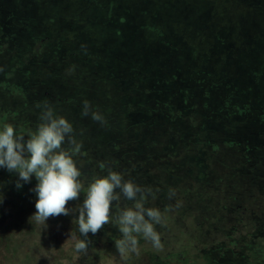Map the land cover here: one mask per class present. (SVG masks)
<instances>
[{
	"label": "rangeland",
	"instance_id": "obj_1",
	"mask_svg": "<svg viewBox=\"0 0 264 264\" xmlns=\"http://www.w3.org/2000/svg\"><path fill=\"white\" fill-rule=\"evenodd\" d=\"M21 1L0 0V90L17 73L36 87L14 90L16 115L3 94L0 126L27 138L47 101L82 146L131 147L126 170L141 168L152 181L137 184L159 189L146 206L162 213V247L139 239L138 253L122 254L110 222L77 253L76 214L42 229L29 219L35 179L16 189L0 169V264H243L249 249L264 260V0ZM85 101L91 112L117 107L120 123L98 127L81 115ZM82 148L73 159L86 185L103 174ZM235 240L240 250L225 251Z\"/></svg>",
	"mask_w": 264,
	"mask_h": 264
},
{
	"label": "clouds",
	"instance_id": "obj_2",
	"mask_svg": "<svg viewBox=\"0 0 264 264\" xmlns=\"http://www.w3.org/2000/svg\"><path fill=\"white\" fill-rule=\"evenodd\" d=\"M40 109L37 128L26 138L14 131V126H0V169L15 176V188L35 184L29 189L34 193L35 211L29 217L42 229L49 227L50 217L76 214L77 231L83 239H75L74 250L86 253L90 243L89 234L95 236L104 225L112 222L121 233L116 241L120 253H138L139 239L150 242L159 250L162 247L156 225L162 222L157 207L146 206L156 199L159 189L141 186L124 174L108 167L106 174L93 177L86 185L82 183L80 168L73 155L82 145L73 136V125L67 118L56 113L47 101L36 105ZM81 115L103 122L99 112H91L87 101L82 104ZM67 143L71 151L63 147ZM106 167V166H105ZM83 193L82 202L74 210L66 202L75 201ZM170 192L169 196H173ZM122 201L131 202L123 205ZM3 195L0 193V204ZM116 211L110 215V212Z\"/></svg>",
	"mask_w": 264,
	"mask_h": 264
},
{
	"label": "trees",
	"instance_id": "obj_3",
	"mask_svg": "<svg viewBox=\"0 0 264 264\" xmlns=\"http://www.w3.org/2000/svg\"><path fill=\"white\" fill-rule=\"evenodd\" d=\"M7 1V0H6ZM9 1H12V0H8ZM20 2V5H21V0H18ZM40 1V0H38ZM52 2V0H50ZM251 1V0H250ZM37 4V3H36ZM156 7V6H154ZM25 10V9H24ZM31 11L33 12V10H28L27 9V12L30 13V17L28 18V20L26 19V22L27 23H31L34 21V15L33 13H31ZM261 11V9L259 10V12ZM262 14H264V9H262V11L260 12ZM250 14V13H249ZM252 14H250L251 16ZM238 16V15H237ZM236 17V16H235ZM240 18H238L239 20ZM246 19V18H245ZM17 20V19H16ZM242 20V19H241ZM251 19H248V23L250 24ZM17 21H13L12 24H16ZM20 22H23V20H20ZM257 26L261 24V27L262 25L264 26V23L262 22H259L257 21ZM248 24V25H249ZM240 26V25H239ZM236 28V27H235ZM238 28V27H237ZM264 28V27H263ZM12 33H10L11 35ZM13 36V34H12ZM40 42H41V39H39ZM14 70H17L16 68H12ZM28 75H23V74H19L17 73L16 75L13 74L12 78L10 79H7V82L3 83V93H1V90H0V99H2L3 97V94L4 96H6L8 98L7 100V104L9 105V103L11 104L12 108H6L7 105L4 104L5 106H2L6 109V111H9L12 112L13 115H16L17 114V109L15 107L16 105V101L14 99L15 96H17V92H14V90L16 91H19V92H24V93H32V88L36 87L35 84L33 83L32 80H30L29 78L26 79V77ZM25 77V79H23ZM89 77V76H87ZM29 81V82H28ZM5 84V86H4ZM5 88V89H4ZM19 95V94H18ZM22 95V94H21ZM111 95V94H110ZM85 96V94H81V97ZM5 100V99H3ZM14 107V108H13ZM61 107V106H60ZM3 108V110H5ZM102 109V112H100L99 109H96L94 110L95 112H99L102 116H103V122H98V121H95L93 120V122L100 128H103V124L107 123V122H110V123H115V125L117 126L120 121L117 120V116H118V112H117V107L116 108H113V106L111 105L110 107H101ZM59 109V108H58ZM122 113V112H121ZM58 114V113H57ZM60 115V114H59ZM65 118H67L66 116L64 115H61ZM108 116V117H107ZM115 117V118H114ZM91 121V120H89ZM73 123V122H71ZM144 131V130H143ZM135 135V134H134ZM133 140H129V142H131ZM84 142V146H82L83 148L82 149H85L88 150L87 152V157L84 162H89L90 159L93 160V163H97V166L98 167H95L96 169H98L100 171L101 174H106V170L108 167L112 168L113 170L115 171H118V172H121L122 174H124V177L125 179H131L133 180L134 182L136 183H140V181L142 182L143 179H145V182H149L151 183V179H150V176L148 177L147 174H145V172L142 171L141 168H138L140 171L143 172L142 175H137L139 172H138V169L135 168V170H126L127 166H128V163L131 162L132 159H134V156H133V149L131 147H126L123 145L120 146V147H116V149H114L113 151L111 150H107V148H104L103 146H101V144L103 143L102 140H86V141H83ZM85 142H87V144L85 145ZM131 150V152H130ZM163 151V150H162ZM162 151L160 152V150L158 151V154H162ZM161 157H163L161 155ZM75 159H78V157H76ZM130 159V160H128ZM95 161V162H94ZM128 162V163H127ZM79 162L77 161V164ZM162 164L165 165L166 161H162L161 162ZM86 163H83V165H85ZM80 165V164H78ZM136 165H139V163H136ZM106 166V167H105ZM79 168H81V166H78ZM83 168V167H82ZM84 168L86 169V166H84ZM94 167L91 166V170L93 169ZM87 170V169H86ZM137 175V176H136ZM151 175V174H150ZM94 176V175H91V177ZM96 176V175H95ZM149 204V203H148ZM201 207V206H200ZM197 211V210H196ZM200 214L202 213H205L206 210L204 209H199L198 210ZM261 212L264 214V210H261ZM195 214H198L197 212L194 211ZM195 217V216H194ZM190 223V222H189ZM255 229L257 230V228H259V226L257 227L255 225ZM255 233V232H254ZM239 243H237V241L235 240V242H231V244L228 246L225 247V251L227 252H233V253H236L237 251L240 250L239 248ZM219 249V247H218ZM237 249V250H236ZM250 251L246 252L247 250L245 249L244 251L246 252L245 256L242 258V261H243V264H264V260L261 258V253L262 251H259L258 253L257 252H254L253 249H249ZM220 251H223L224 252V247H221V250ZM240 263V262H239ZM229 264H238L237 261L235 262L234 260L231 261Z\"/></svg>",
	"mask_w": 264,
	"mask_h": 264
}]
</instances>
